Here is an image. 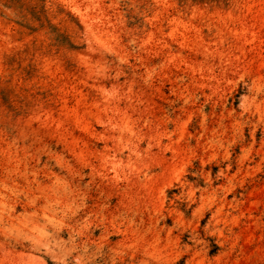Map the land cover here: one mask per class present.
<instances>
[{"label":"rangeland","instance_id":"1","mask_svg":"<svg viewBox=\"0 0 264 264\" xmlns=\"http://www.w3.org/2000/svg\"><path fill=\"white\" fill-rule=\"evenodd\" d=\"M0 264H264V0H0Z\"/></svg>","mask_w":264,"mask_h":264}]
</instances>
